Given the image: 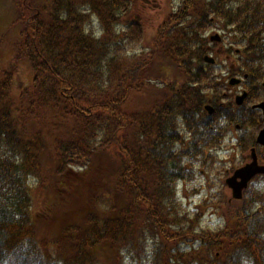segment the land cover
Wrapping results in <instances>:
<instances>
[{
  "label": "trees",
  "instance_id": "obj_1",
  "mask_svg": "<svg viewBox=\"0 0 264 264\" xmlns=\"http://www.w3.org/2000/svg\"><path fill=\"white\" fill-rule=\"evenodd\" d=\"M132 4L0 0L23 26L0 71V264H264V178L242 200L199 183L224 129L204 111L224 91L209 34L228 72L264 80V0H179L149 41Z\"/></svg>",
  "mask_w": 264,
  "mask_h": 264
},
{
  "label": "rangeland",
  "instance_id": "obj_2",
  "mask_svg": "<svg viewBox=\"0 0 264 264\" xmlns=\"http://www.w3.org/2000/svg\"><path fill=\"white\" fill-rule=\"evenodd\" d=\"M179 0H133L132 5V18L140 21L145 29L146 41H149L154 37V34L159 26L165 19V17L171 13L173 9L174 2ZM18 19V13L9 7L4 9L0 8V71L10 66L12 58L14 56V42L18 39L21 30L23 29L22 21L16 22ZM221 32H212L211 34ZM227 44V43H226ZM215 56V55H213ZM225 58L218 60V66L215 68L216 76H220L219 82L220 86L224 87L222 96L226 94V100H224L226 107L232 106L234 111L236 109L237 114L242 118V122L238 130L233 126L230 128L229 137L227 136L225 141L221 146L214 151L216 160L213 164L207 169L208 174L206 173L204 177L199 179V183L208 184L206 187H210L209 191L220 192L223 191L226 197H232V190L226 186V178L229 173L235 168L242 167L245 164L251 161L252 157V148L245 147L246 143L251 142V140H256L258 132L261 129V124H258V121L261 122V112L257 109H252L251 105L253 103L264 101V92L261 90H255L252 92L251 98L243 103L242 105L236 104V97L242 90V87L230 86L228 80V68L234 69L232 64L235 63L234 60H229L225 62ZM238 68V67H237ZM236 68V69H237ZM171 75H176V73L171 70L167 72L164 76L172 78ZM18 81L14 87V94L19 93L20 83L22 85H28L33 77V72L27 62L21 64L19 73L17 75ZM237 77V76H233ZM229 86H228V85ZM161 86V85H160ZM262 87V83H261ZM154 89L151 86H146L142 92L133 95L126 102V109L129 111H140L146 110L152 105V99ZM255 92H259V97L253 98ZM139 94V95H138ZM219 93L213 97L212 100L220 101ZM237 107V108H236ZM242 138V146L239 147V141ZM257 153L259 155L260 163L264 165V147H257ZM206 179V180H205ZM257 184L259 183L256 182ZM208 190L205 189L204 192H201L197 195L191 194L189 199V204L192 207L200 206L203 196L207 197ZM205 220L207 223L218 224L219 217L210 210L206 211Z\"/></svg>",
  "mask_w": 264,
  "mask_h": 264
},
{
  "label": "water",
  "instance_id": "obj_3",
  "mask_svg": "<svg viewBox=\"0 0 264 264\" xmlns=\"http://www.w3.org/2000/svg\"><path fill=\"white\" fill-rule=\"evenodd\" d=\"M212 39H220L219 36H215ZM206 61L214 62L211 57H206ZM238 80H233L232 84L238 83ZM245 95L238 97V103L241 104ZM260 107L264 110V103L260 104ZM210 109V107H208ZM211 110V109H210ZM258 142L264 145V129L258 136ZM253 161L246 166L238 169L235 174L227 179L228 185L233 189V196L236 199L243 197V191L248 187L250 180L259 173H264V166L259 165L256 151L253 150Z\"/></svg>",
  "mask_w": 264,
  "mask_h": 264
},
{
  "label": "flooded vegetation",
  "instance_id": "obj_4",
  "mask_svg": "<svg viewBox=\"0 0 264 264\" xmlns=\"http://www.w3.org/2000/svg\"><path fill=\"white\" fill-rule=\"evenodd\" d=\"M242 81L240 82V84H239V87H242V90L243 91H241L239 94H242V93H247V99L249 100V95H250V92L252 91H255L256 90V88H257V86H256V83L255 82H253L252 80L250 81V80H248V75L246 74V75H243V78H241V77H239ZM249 79H251V78H249ZM262 85L264 86V81L262 82ZM212 103H213V101H212V99L210 100ZM214 103H215V101H214ZM219 104L220 105H217L218 107H221V108H224V106H226V104L225 103H223V102H219ZM216 104H214V106H215ZM253 106H255V103H253V105L251 106L253 109H255ZM231 108H233L232 106H230ZM215 108H216V106H215ZM221 108H216L215 109V111L217 110V109H221ZM237 108V107H236ZM221 111H223V110H221ZM233 115H237V111H236V109H235V111L233 112ZM261 115H262V112H261ZM262 117H263V115H262ZM258 124H261V122L260 121H258Z\"/></svg>",
  "mask_w": 264,
  "mask_h": 264
}]
</instances>
